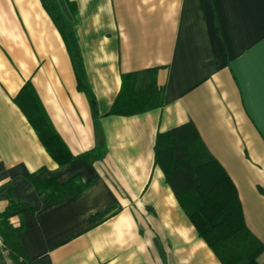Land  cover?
<instances>
[{
    "label": "crops",
    "instance_id": "obj_1",
    "mask_svg": "<svg viewBox=\"0 0 264 264\" xmlns=\"http://www.w3.org/2000/svg\"><path fill=\"white\" fill-rule=\"evenodd\" d=\"M43 1L0 0V215L24 226L30 264H222L155 162L158 133L189 121L264 244V0H56L95 117ZM128 75L140 90L155 82L163 104L109 114ZM29 81L70 150L96 149L101 133L102 156L53 159L14 101ZM73 178L84 188L52 202L36 186Z\"/></svg>",
    "mask_w": 264,
    "mask_h": 264
},
{
    "label": "trees",
    "instance_id": "obj_2",
    "mask_svg": "<svg viewBox=\"0 0 264 264\" xmlns=\"http://www.w3.org/2000/svg\"><path fill=\"white\" fill-rule=\"evenodd\" d=\"M43 2L70 46L78 74V86L87 92L95 117L98 113L97 102L86 83L83 59L72 21L61 14L56 0ZM126 77L130 78L129 83L126 78L129 85L120 92L109 114L131 115L163 104V89L158 88L155 82L140 90L131 82V75ZM36 93L29 81L16 94L14 101L26 114L43 146L58 164H65L77 156L94 160L103 155L104 140L101 133L98 134L99 143L96 146L99 153L94 148L75 155L49 120ZM195 126L189 121L160 131L155 141V162L163 170L165 181L172 187L173 194H176L200 236L210 245L222 264H260L258 257L264 250V244L246 225L234 182L209 153ZM36 186L40 193L46 194L47 201L52 202L78 194L85 184L73 178L62 185H57L50 179L39 182ZM17 206L13 203L7 212L17 209ZM23 231L24 226H13L9 222L7 213L0 215V233L4 237L12 264H30L20 239Z\"/></svg>",
    "mask_w": 264,
    "mask_h": 264
},
{
    "label": "built area",
    "instance_id": "obj_3",
    "mask_svg": "<svg viewBox=\"0 0 264 264\" xmlns=\"http://www.w3.org/2000/svg\"><path fill=\"white\" fill-rule=\"evenodd\" d=\"M0 264H12L8 249L6 248L3 235L0 233Z\"/></svg>",
    "mask_w": 264,
    "mask_h": 264
}]
</instances>
